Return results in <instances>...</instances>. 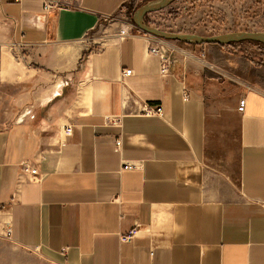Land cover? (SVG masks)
Here are the masks:
<instances>
[{"label": "crops", "instance_id": "crops-1", "mask_svg": "<svg viewBox=\"0 0 264 264\" xmlns=\"http://www.w3.org/2000/svg\"><path fill=\"white\" fill-rule=\"evenodd\" d=\"M127 1L0 0V239L57 264H264L257 45L165 41L162 73Z\"/></svg>", "mask_w": 264, "mask_h": 264}, {"label": "rangeland", "instance_id": "rangeland-1", "mask_svg": "<svg viewBox=\"0 0 264 264\" xmlns=\"http://www.w3.org/2000/svg\"><path fill=\"white\" fill-rule=\"evenodd\" d=\"M151 0H128L116 19L132 24L136 8ZM261 0H174L161 10L144 16L147 25L175 32L217 34L230 31H261ZM176 26L180 30L167 27ZM176 24V25H175ZM135 27V26H133ZM185 30V31H184ZM171 42L172 40H164ZM252 41L238 42L243 45ZM245 47V46H242ZM256 60L264 61V47L250 51ZM10 101L0 99V119L7 120ZM0 264H57L38 252L22 249L0 239Z\"/></svg>", "mask_w": 264, "mask_h": 264}, {"label": "water", "instance_id": "water-1", "mask_svg": "<svg viewBox=\"0 0 264 264\" xmlns=\"http://www.w3.org/2000/svg\"><path fill=\"white\" fill-rule=\"evenodd\" d=\"M174 0H151L140 5L132 15V25L140 31L162 40L179 41L190 44H230L242 41L258 42L264 45V31H230L217 34H196L163 30L147 25L144 16L148 13L161 10Z\"/></svg>", "mask_w": 264, "mask_h": 264}, {"label": "built area", "instance_id": "built-area-1", "mask_svg": "<svg viewBox=\"0 0 264 264\" xmlns=\"http://www.w3.org/2000/svg\"><path fill=\"white\" fill-rule=\"evenodd\" d=\"M50 7H51V4L47 3V2H45L44 5H43V9H45V10L50 8ZM120 33H121V35H124L125 31L121 30ZM148 51L151 54H154V55H156L159 58L160 71L162 73H166L168 71L170 62H169L168 53H167L168 52V48H167V46L165 44V41L162 40V39L156 38L155 42H153L152 44L149 45ZM130 72H131V69H125V70H123L121 72V74L123 76H127V75L130 74ZM244 106H245L244 98L239 99L238 104H237V111L243 112ZM154 111L156 113H159L161 111L160 106H156ZM65 131L68 134L70 132V127H66ZM119 146H120V141H119V139H116L115 140V147L118 148ZM131 167H132V165H124L123 166V168H131ZM21 171L24 174H29V175H32V176H37L38 175L37 169L35 167H32L31 165L27 164V163L21 164ZM136 231H137V228L131 229L128 232V234L121 236V240H127L130 237L134 236ZM5 236L6 237L9 236V231L8 230L6 231Z\"/></svg>", "mask_w": 264, "mask_h": 264}, {"label": "trees", "instance_id": "trees-1", "mask_svg": "<svg viewBox=\"0 0 264 264\" xmlns=\"http://www.w3.org/2000/svg\"><path fill=\"white\" fill-rule=\"evenodd\" d=\"M252 43H254V44L257 45V46H263V47H264V45L261 44V43H258V42H252Z\"/></svg>", "mask_w": 264, "mask_h": 264}]
</instances>
